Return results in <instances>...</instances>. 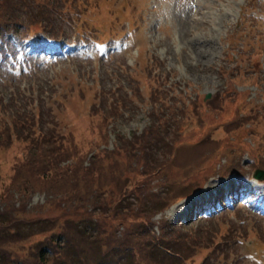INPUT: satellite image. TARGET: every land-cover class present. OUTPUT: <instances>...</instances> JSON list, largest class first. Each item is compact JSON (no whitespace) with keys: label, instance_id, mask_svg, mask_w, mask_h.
<instances>
[{"label":"rangeland","instance_id":"obj_1","mask_svg":"<svg viewBox=\"0 0 264 264\" xmlns=\"http://www.w3.org/2000/svg\"><path fill=\"white\" fill-rule=\"evenodd\" d=\"M75 4L73 15L81 28L61 41L45 34L20 44L19 34L8 37L17 41L20 57L28 63L15 68L12 57H3L0 83L8 91L20 84L27 97L33 91L51 97L44 105V127L75 143L85 165L96 163L95 178L89 177L91 188H77L67 176L54 189L34 179L33 191L22 195L13 186L7 200L0 197V208L9 206L11 218L57 217L81 204L75 197L67 210L58 202L49 205V199L74 189L88 195L90 189L104 193L103 187L101 201L108 211L116 203L110 191L124 183L133 203L135 196L150 199L153 190L164 191L162 197H171L172 204L163 211L154 207L153 229L160 234L161 223L169 220L178 226L188 223L193 230L181 231L178 247L184 257L159 255L157 261L264 264V180L254 177L256 169H264V0ZM77 36L81 40L74 41ZM153 129L154 138L163 133L169 142L160 149L167 152L163 172L134 188V181L125 179L141 170L143 159L131 161L118 147L127 144V152L140 153L135 136ZM19 144L0 150L2 179H9V161ZM103 149L108 151L101 155ZM122 168L128 171L119 176ZM3 189L0 185V195ZM191 189L195 192L185 198ZM97 220L108 229L106 244L115 229H124L110 217ZM33 242L32 237L6 244L21 254ZM214 250L223 251L220 260L209 256Z\"/></svg>","mask_w":264,"mask_h":264},{"label":"trees","instance_id":"obj_2","mask_svg":"<svg viewBox=\"0 0 264 264\" xmlns=\"http://www.w3.org/2000/svg\"><path fill=\"white\" fill-rule=\"evenodd\" d=\"M72 1L74 2L0 0L3 6V10H0V36L5 37L14 31L22 34L23 37L37 36L45 32L52 38L60 39L68 31L66 26L69 25L68 22L75 19L73 13L76 4L75 0ZM18 2L21 6L32 7L21 8ZM15 86L17 85L12 86V91L0 86V150L13 147L15 143L20 144L14 148L21 150L18 151L20 154L16 152L11 155L13 160L9 162L13 163V166L8 179L9 186L5 184L8 180L2 179L3 176L0 174V185L5 190L0 197L9 195L14 189L13 186L18 188V192L22 195H27L33 191L35 180L43 185L48 183L49 188L54 189L59 181L67 176L71 179V186L89 188L91 182L89 177L95 178L96 163L92 161L90 165H85L83 155L77 151L75 143L60 138L53 127H44L46 122L44 105L51 102L52 99L49 100L51 97L45 98L42 91L37 93L33 91L27 97L22 92L21 85L16 88ZM154 129L135 136L140 138L136 141V144L141 142L138 146L141 149L140 153L134 149L133 151L137 153L127 152V144L121 143L118 147V152L120 154L124 152L125 155L128 153L127 156L131 161L143 159L141 170L131 178L125 179L133 180L134 188L140 187L142 180L156 177L163 172L167 152L162 154L160 149L164 145L168 146L169 142L165 140L163 133L154 138ZM107 151L101 150V155ZM77 154L79 157L76 156ZM126 171L128 170L122 168L118 175L124 176ZM125 184L118 190L110 191L111 199L116 203L109 211L104 207L105 201H101L106 192L103 187L104 193L93 194V190L90 189L87 195L74 189L64 194L63 198L49 199V205L58 202L66 207V204L76 197V201L81 204L57 217L26 219L13 216L11 218L8 215L12 212L9 206H6V209L0 208V264H142L143 262L163 264L157 261L160 260L159 255L184 257L178 247V241L182 239L181 231L193 229L188 228L187 224L178 226L167 220L161 223L162 231L159 234L153 229L155 224L150 218L154 207L156 210L160 209L159 211L168 208L172 204L171 197L167 195L162 197L164 191L153 190L151 195L154 198L142 199L141 195H138L134 197L136 202L133 203L130 201L132 196L129 191L127 196ZM126 197L128 199L124 202ZM174 197L177 198L175 195ZM157 198L160 200H156ZM89 199L90 203L84 204L85 200L89 201ZM95 215L98 217L96 218ZM109 217L114 222H118L119 226H123L124 230L120 232V237L115 229L111 240L106 244L107 240L103 234L108 229L103 227V219L101 221L97 219ZM62 218L64 220H60ZM58 223H60L59 230L56 229ZM32 237L33 244L21 254L13 252L6 244ZM174 244H177V247H174ZM207 247L212 250L211 244ZM222 254L223 251L214 250L209 256L220 260Z\"/></svg>","mask_w":264,"mask_h":264},{"label":"water","instance_id":"obj_3","mask_svg":"<svg viewBox=\"0 0 264 264\" xmlns=\"http://www.w3.org/2000/svg\"><path fill=\"white\" fill-rule=\"evenodd\" d=\"M208 96H210V95H208ZM255 176L260 178V179H264V170H261V169L257 170Z\"/></svg>","mask_w":264,"mask_h":264}]
</instances>
